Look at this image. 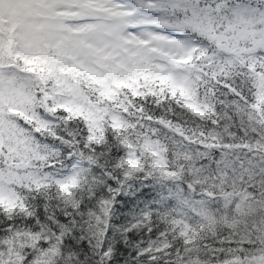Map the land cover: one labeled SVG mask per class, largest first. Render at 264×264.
Wrapping results in <instances>:
<instances>
[{"label": "snow or ice", "instance_id": "snow-or-ice-1", "mask_svg": "<svg viewBox=\"0 0 264 264\" xmlns=\"http://www.w3.org/2000/svg\"><path fill=\"white\" fill-rule=\"evenodd\" d=\"M0 264H264V0H0Z\"/></svg>", "mask_w": 264, "mask_h": 264}]
</instances>
